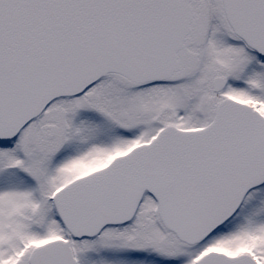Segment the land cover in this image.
Listing matches in <instances>:
<instances>
[{"label": "snow or ice", "instance_id": "6c2138e0", "mask_svg": "<svg viewBox=\"0 0 264 264\" xmlns=\"http://www.w3.org/2000/svg\"><path fill=\"white\" fill-rule=\"evenodd\" d=\"M0 264H264V0H0Z\"/></svg>", "mask_w": 264, "mask_h": 264}]
</instances>
